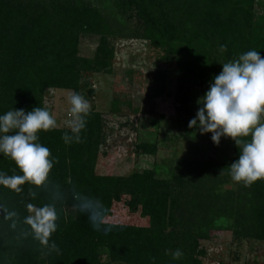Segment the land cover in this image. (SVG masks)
I'll return each mask as SVG.
<instances>
[{"label": "trees", "instance_id": "16d2710c", "mask_svg": "<svg viewBox=\"0 0 264 264\" xmlns=\"http://www.w3.org/2000/svg\"><path fill=\"white\" fill-rule=\"evenodd\" d=\"M262 6L257 0H0V114L45 107L48 91L55 88L77 90L81 71L109 65L113 39L140 37L158 51L160 61L178 69L181 116L189 109L192 84L212 82L222 63L253 49L264 58ZM85 37L97 40L91 59L79 54ZM220 45H227V51L221 52ZM86 120L79 142H64L66 127L38 134L39 142L58 158L50 178L65 189L74 184L99 198L109 215L115 201L122 200L130 212L143 217L144 208L149 211L155 203L160 212L156 224L151 218L144 226L109 222L115 226L106 234L94 230L69 197L58 205V227L50 238L58 251L25 236L22 229L27 226L14 230L0 219V264H100L102 255L128 264H204L196 254L197 244L217 229L264 242V179L251 186L231 179L228 165L239 155L233 139L229 161L204 164L203 172L215 173L206 176L208 184L200 179L190 187L192 176L179 167L167 177L148 168L127 176H101L94 173L103 146L101 114L90 111ZM137 149L155 154L153 144L141 142ZM0 171L21 174L3 155ZM225 184L230 185L223 188ZM22 188L17 194L0 187V202L17 210L21 221L28 214L27 203L47 202L43 188L28 183ZM30 189L37 193L34 199ZM177 249L183 256L173 259Z\"/></svg>", "mask_w": 264, "mask_h": 264}, {"label": "rangeland", "instance_id": "374dc122", "mask_svg": "<svg viewBox=\"0 0 264 264\" xmlns=\"http://www.w3.org/2000/svg\"><path fill=\"white\" fill-rule=\"evenodd\" d=\"M257 1L259 5L263 4L259 11L264 13V0ZM96 41L95 38H83L79 46L80 56L93 58ZM112 43L114 51L109 65L81 71L77 90L55 88L48 91L45 107L55 116L56 128L65 127L70 107L68 93L77 92L89 101L91 111L100 113L102 118L100 135L103 146L97 155L95 174L127 176L148 168L153 169L158 177H167L179 167L185 176L193 177L187 181L190 187L196 186L200 179L206 183L211 181L206 176L215 173L203 172L204 164L229 161L233 140L222 136L216 145L211 140V133L201 134L198 128L188 127L199 107L197 98L204 94L211 82L200 85L189 82L192 84V99L188 111L179 116L176 99L178 69L171 63L160 61L158 51L140 37L115 38ZM141 142L153 144L155 154L139 151L137 145ZM229 185L225 184L223 188ZM151 207L149 211L144 208L143 217L139 211L130 212L122 200L115 201L107 220L144 226L151 218L156 224L158 217L155 215L160 212L156 211L155 203H151ZM196 251L204 264H264L263 241L234 236L228 229L212 231L209 239L199 241ZM100 258V264H128L110 262L105 255Z\"/></svg>", "mask_w": 264, "mask_h": 264}, {"label": "clouds", "instance_id": "9594fccd", "mask_svg": "<svg viewBox=\"0 0 264 264\" xmlns=\"http://www.w3.org/2000/svg\"><path fill=\"white\" fill-rule=\"evenodd\" d=\"M220 51H227V45H220ZM221 65L222 70L197 98L199 107L188 127L198 128L201 134L211 133L216 145L222 136L232 138L239 155L228 165L229 174L234 182L251 186L264 179V58L253 49ZM67 102L70 107L64 124L69 131L62 139L65 143L79 142L91 105L74 91L68 93ZM56 127L57 120L47 107L36 106L30 111L13 108L0 114V155L13 160L21 173L9 175L0 171V187L19 194L23 191L22 185L28 183L43 188L47 195V202L39 206L25 205L28 214L22 221L17 210L8 209L0 202V219L9 221L14 230L20 224L27 226L22 229L23 234L30 235L50 251L59 250L50 238L58 227V205L69 197L75 210L87 216L94 230L107 234L115 226L107 220L109 210L102 200L83 193L74 184L65 189L50 178L58 158L39 142L38 134ZM28 195L34 199L37 193L30 189ZM171 256L180 259L183 252L177 249Z\"/></svg>", "mask_w": 264, "mask_h": 264}]
</instances>
